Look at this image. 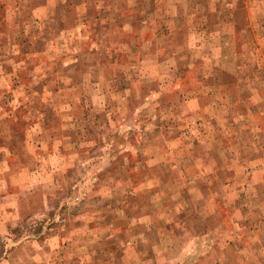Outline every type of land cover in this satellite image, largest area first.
<instances>
[{"label": "rangeland", "instance_id": "374dc122", "mask_svg": "<svg viewBox=\"0 0 264 264\" xmlns=\"http://www.w3.org/2000/svg\"><path fill=\"white\" fill-rule=\"evenodd\" d=\"M0 264H264V0H0Z\"/></svg>", "mask_w": 264, "mask_h": 264}, {"label": "trees", "instance_id": "16d2710c", "mask_svg": "<svg viewBox=\"0 0 264 264\" xmlns=\"http://www.w3.org/2000/svg\"><path fill=\"white\" fill-rule=\"evenodd\" d=\"M131 176H132V177H136V176H138V174H137L136 171H133V172H131Z\"/></svg>", "mask_w": 264, "mask_h": 264}]
</instances>
